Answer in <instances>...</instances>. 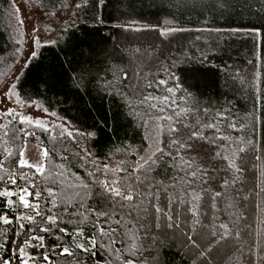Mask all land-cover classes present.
<instances>
[{"label":"trees","instance_id":"trees-1","mask_svg":"<svg viewBox=\"0 0 264 264\" xmlns=\"http://www.w3.org/2000/svg\"><path fill=\"white\" fill-rule=\"evenodd\" d=\"M35 1L42 11L53 13L67 0ZM133 23L144 27L136 29L131 26ZM163 25L183 30L162 32ZM19 26L12 0H0V83L17 66ZM35 53L15 82L20 101L39 104L91 135L86 148L80 133L51 134L42 127L20 124L19 118L13 124L12 118L7 117L5 126L34 132L37 145L51 150L46 172L49 167L63 165L68 174L75 173L89 183L94 178L87 173L95 171L97 166L101 170L96 171V178H115L100 175L105 164L120 163L127 169L116 175L132 173L137 157L149 145L142 112L151 100L141 102L145 96L185 97L196 116L215 122L222 120L218 116L223 113L224 125H216L222 135L236 141L215 140L216 133L211 129L204 132L213 137L217 146L224 145L223 149L220 147L221 153L240 169L234 168V176L227 180L226 187L222 186L224 181L220 184L217 192L222 195L215 201L216 191L199 178L201 173L191 187L182 181L171 187L174 180L187 179V173L195 167L181 170L183 161L179 156L161 151L157 154V164L147 174L145 183L139 185L141 194L132 202L138 206L132 217L140 251L137 257L126 255L125 259H135V264H264L261 259L264 255V0H85L75 10V23L63 28L53 43L40 46ZM229 123H234L236 129L226 127ZM12 135L9 132L5 138L15 155H7L3 160L0 185L10 183L11 170L18 179V188L36 184L37 188L30 191L41 190L39 203L45 209L50 208L51 200L43 189L54 186L33 169L17 167L25 140L21 133L14 140L10 139ZM239 147L245 151L233 155ZM21 173H27L28 179H20ZM157 182L164 185L159 188L160 201L149 199V188L156 191ZM55 190H60L58 185ZM185 190L200 194L198 217L188 211L192 207L190 203L173 204L174 211L170 214L175 218L179 213L180 227L169 228L167 218L157 219L152 205L159 203L167 209L166 195L183 196ZM100 191V186L93 184V192ZM7 199L0 196V215L13 221L11 225L0 221V244L5 245L0 248L3 259L11 256L13 240L23 246L28 229L36 228L34 223L16 220L17 215L35 216V212L22 205H8ZM184 199L192 198L184 196ZM89 203L102 206L98 195H93ZM197 218L199 224L195 223ZM63 219L65 223L60 226L72 232L76 225L68 221L79 218L65 215ZM20 223H24L23 232L19 231ZM221 223L228 225L231 235L216 243L220 237L212 233L224 231L219 228ZM84 231L85 236L93 233L91 225ZM32 234L45 237L47 248H27L41 264H46L41 255L44 251L49 252L55 264L73 260V257L52 255L51 246L55 244H71L83 264H109V261L120 264L111 249H97L93 257L75 249L71 236L56 229ZM189 234L198 247L192 245ZM77 240L87 244L86 239ZM12 261L20 264L15 256Z\"/></svg>","mask_w":264,"mask_h":264},{"label":"snow or ice","instance_id":"snow-or-ice-1","mask_svg":"<svg viewBox=\"0 0 264 264\" xmlns=\"http://www.w3.org/2000/svg\"><path fill=\"white\" fill-rule=\"evenodd\" d=\"M79 7V5H76ZM19 19V16H17ZM21 23H23L21 21ZM183 29H170L169 31H182ZM163 34V33H162ZM39 42V41H37ZM36 53L33 51L25 58L23 67L28 66V60L35 57ZM125 79H127V75L125 74ZM19 79V76L16 77ZM161 84L164 81H160ZM16 88L15 84H11V87L8 89L5 95L11 97L14 94V90ZM169 92H172V89H168ZM153 99L152 97L145 96L143 101H149ZM163 101H167V97L163 98ZM150 107L155 108V105H149ZM160 112L164 111V108L161 107L159 109ZM0 115L11 116L15 121L17 117H19L20 124L33 125V121L26 115L22 113H14L12 109H8L7 112L0 113ZM55 115V113H52ZM179 115V114H178ZM168 119L171 121V117L160 116L157 117V120ZM220 119H224L221 114ZM35 127H42V123L39 119L35 121ZM188 127V125H185ZM6 130L3 132V135H0V140H2L5 136H8L9 132H12L13 135L10 139H15L17 133H21L23 135V139L25 142L27 141L28 136H35L34 132H28L25 128H17L13 130V128H8L4 126ZM226 127H230L233 130L236 129V125L234 123H229ZM214 130L216 133L214 139L227 141L229 143H236L230 136H225L221 134V129L218 125L213 123H207L203 125L202 128H198L197 130L192 131L191 138H200L204 140H208L209 142L213 141V137L204 135L206 130ZM48 131L47 128L44 129ZM66 131V130H65ZM177 129L171 125H169V132H175ZM63 134V133H62ZM69 136L72 133H68ZM37 139H39L37 137ZM247 143H251V141H247ZM172 144H179L181 149L190 148V145L185 143H181L177 140H172ZM222 149L224 145H220ZM8 151V155H15L9 149H5ZM50 151L45 148L41 153V161L38 164H31L27 160L24 159V150L23 148L19 151V160L17 161L18 168H29L34 169L37 174L44 177L45 180H49V182L54 187H47L43 189V191L47 192L48 198L51 200L50 208H43L39 201L42 199V191L37 189L35 192L30 191V189L37 188L36 184H28L23 187H19V203L22 205L24 209H31L35 212V217L27 214L17 215L16 220L19 221H28L30 223L36 224V228L28 229L29 235L23 241V246L20 245L17 241L13 240L11 243L13 245L12 248L9 249L11 252V256L6 259H3V264H13L12 257L15 256L20 260V264H28L29 260H36V257L31 255L26 251L29 247H39V248H47L45 244L44 236H37L32 234L37 230L43 233L53 232L54 229L58 230L60 233H63L65 236H71L73 243L75 244V249H79L81 252L90 254L95 257L97 254V249H111V254L115 257L116 260L120 261V264H135V259H125L124 257L131 256L133 258L137 257V253L140 251L139 236L137 234L136 225L133 222L132 213L138 207L136 204L132 203L136 196L141 193L138 191L139 185L145 183V179L147 174L153 170V166L157 164V159H153L156 156V152L151 153L148 157H142L143 163L137 161V166L132 169V173L127 174L126 176L116 175L117 173L127 172L126 168H122L119 164L116 168H110L107 164L103 166V173L107 176L108 173H112L115 178L113 179H98L96 178V171H100L99 166L96 167L95 171H89L88 176L93 177V182L89 183L87 180L82 177L76 175L75 173L68 174L66 170L63 169V165L52 166L49 167L46 172V164L50 162ZM156 151H161V149L157 148ZM245 149L243 147H239L233 152V155L236 152H244ZM216 156H221V152H216ZM83 158V157H81ZM224 159H228L227 156L223 157ZM67 159V157H64ZM256 159H261L258 155ZM180 160L183 161L181 165V170L191 169L192 163L189 160L180 157ZM93 163H95L93 161ZM3 166V160H0V167ZM147 166V167H146ZM186 166V167H185ZM229 167L235 168L236 171H240L238 167L235 166V162L232 161L229 164ZM57 168L61 169L57 171ZM202 169L198 166L195 170L187 173L188 178L185 179L181 177L179 181L174 180V182L170 185L175 188L177 183L181 181L191 187V184L195 178L198 177V173H200ZM206 172V170H203ZM135 173H143V175H134ZM9 175L11 177V183L13 185L16 184L15 173L9 170ZM20 179L26 180L28 179L27 173H21L19 176ZM203 182V176L199 177ZM133 181L135 183H133ZM93 184H98L101 188V191L98 193L93 192ZM159 187H156V191H152V188H149V193L151 194L149 199H154L155 201H160V187H164L163 182H157ZM228 181L225 180L222 186L226 187ZM59 186V191L55 190V186ZM165 192L167 193V188H165ZM17 195V193L9 191L5 189L3 192H0V196L12 197ZM93 195H98L101 198L102 206L96 204H90L89 201L92 200ZM222 194L220 192H216L213 196V201ZM184 196H191L190 201H186ZM29 197H32V200H29ZM166 199L168 201V207L161 206L159 203L153 204L152 206L155 208V213L157 215V219L160 217H166L169 221L168 227H180L179 222V213H176L174 216L170 213L174 211L172 208L173 204L183 205L185 203H190L192 207L188 209L191 212L193 217H198L199 213V201L201 199L200 194L195 190L188 192L184 191L183 196L177 194H167ZM8 205H12L13 201L8 200ZM143 203V201H141ZM213 207L215 204L213 203ZM54 209H61L60 211H54ZM71 209V211H70ZM145 211L147 209H144ZM47 213H51L48 215ZM67 215L68 217H78L76 220H69L68 223L75 224V229L70 232L67 228L61 227L60 225L65 223L63 217ZM36 217H39V221L36 220ZM0 221L4 225H11L13 221L9 219L6 215L0 216ZM195 223L199 224L200 221L197 218ZM50 225V226H48ZM91 225L93 229V233L89 236H85L84 229ZM115 225V226H113ZM24 223L19 224V231L23 232ZM121 228L124 230L121 231ZM219 228L223 229L222 233L213 232V236H219L220 239L216 241L219 243L220 240L227 239L231 233L229 232L228 225L221 223L219 224ZM19 234V233H18ZM237 238H239V233L236 234ZM77 238L81 240L86 239L87 244L78 242ZM60 240V237H57ZM188 239L192 242L193 246L198 247L197 242L192 239V236L189 234ZM33 241L38 243H32ZM120 244L121 247H115V245ZM4 244H0V248H4ZM59 249V251H57ZM208 251H211V247H209ZM52 255L56 257H73L72 261H68V264H83L82 259L76 256V252L71 244L62 246L61 244H55L51 246ZM204 251L200 252V256H204ZM43 261L46 264H55V261L52 259V256L49 255L48 251L42 252ZM261 259H264V255L261 256ZM111 264V261H109Z\"/></svg>","mask_w":264,"mask_h":264},{"label":"rangeland","instance_id":"rangeland-1","mask_svg":"<svg viewBox=\"0 0 264 264\" xmlns=\"http://www.w3.org/2000/svg\"><path fill=\"white\" fill-rule=\"evenodd\" d=\"M84 1L85 0H67L55 12L46 13L39 8L35 0H12L13 8L17 16H19L18 22L20 26L17 36L20 44L19 60L14 70H12L11 73L0 83V113L12 109L14 113L26 114L33 121V125L29 126H34L35 121L39 119L43 125L42 128H47L51 134L58 133L59 135H63L71 132L80 133L84 139L85 147L89 148V140L91 136L89 132L80 130L67 121L52 115L51 112H48L39 104L22 103L18 97L16 89L11 97L4 94L11 87V84H15L16 77L19 76L20 70L23 68L25 58L29 56L31 52H36L40 46L53 43L56 40L58 33L63 28L75 23L76 5H81ZM21 21L23 23H21ZM131 26L136 29L144 27V25L138 23H133ZM170 29H176V27L170 25H163L160 27L162 32H169ZM164 97H167V101H163ZM164 97L150 99L151 102L149 105H155L156 107L153 108L148 106L145 111L142 112L147 124L149 145L146 152L137 157L133 166H137V161L143 163L141 158H146L153 152H156L157 156L160 151H156V149L159 148L163 153H171L189 160L195 169L199 166L202 169L200 172L201 176H203V180H206V186L217 192L223 181L232 179L234 176V168L229 167L232 159L222 153L221 156H216V152H221V149L219 147L220 145L217 146L214 140L209 142L208 140L200 138H191V133L198 128H202L203 125L207 123L224 125V122L222 121L223 119H218L215 122L214 119L199 118L193 113L185 97L176 98L173 94L171 97ZM161 107L164 108L163 112L159 111ZM160 116L171 117V121L168 119L157 120V117ZM220 116L221 114L218 118H220ZM7 117L12 118L11 116L0 115V135H3V132L5 131L4 126ZM16 121L17 119L15 121L13 118L11 119L13 124H15ZM169 125L175 127L177 131L169 132ZM185 125H188V127ZM174 139L190 145V148L181 149L179 144H172V140ZM5 149H9V147L8 142L4 137L0 140V160H4L8 155V151ZM23 150L24 159L29 163L38 164L41 161V153L43 149L37 145L34 136H28L27 141L24 143ZM156 156L153 157V159H155ZM224 156H227L228 159H224ZM117 165L118 163H114L109 165V167L116 168ZM203 170H206V172ZM102 173L103 170L100 172V175H102ZM108 175L110 176L113 174L108 173ZM17 181L18 179L16 178V184L19 185ZM16 184L13 185L10 182L0 185V192L7 189L17 193V195L12 197H6L8 198L7 200L13 201L12 205L19 206V188ZM31 216L35 217L34 215ZM28 264L41 263L36 259L35 261L29 260Z\"/></svg>","mask_w":264,"mask_h":264},{"label":"built area","instance_id":"built-area-1","mask_svg":"<svg viewBox=\"0 0 264 264\" xmlns=\"http://www.w3.org/2000/svg\"><path fill=\"white\" fill-rule=\"evenodd\" d=\"M16 187V186H15Z\"/></svg>","mask_w":264,"mask_h":264}]
</instances>
